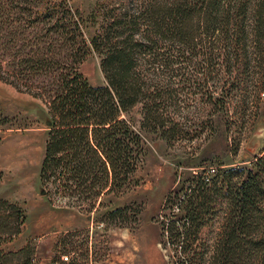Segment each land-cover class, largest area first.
<instances>
[{"label": "trees", "instance_id": "16d2710c", "mask_svg": "<svg viewBox=\"0 0 264 264\" xmlns=\"http://www.w3.org/2000/svg\"><path fill=\"white\" fill-rule=\"evenodd\" d=\"M122 1L108 9L98 32L87 38L81 18L65 0H0L1 23L9 10H17L19 16L32 18L31 23L44 21L47 26L35 39L24 30L17 77L27 78L26 86L32 88L36 86H29L31 77L42 75L56 87L46 92L53 118L40 182L48 197L63 193L70 205L94 209L104 192L124 188L135 174L144 141L122 116L137 104H142L143 129L167 141L183 131L169 114L179 89L172 88L171 80L150 83L144 75L151 70L148 65L157 63L147 55L162 48L160 41H173L180 52L189 49L193 55L199 54L198 48L212 51L194 65L202 78H186L180 90L194 84L208 91L212 72L223 70L232 78L235 69L231 85L243 90L255 63L264 90V0H137L130 7ZM198 38L211 41L196 42ZM92 51L101 58L105 86L91 85L78 71ZM180 59L165 58V70H184L172 69ZM46 94L34 91L37 96ZM209 101L226 108L221 99ZM1 204L16 208L7 200ZM162 217L172 264H241L256 256L261 260L252 264H264V155L251 169L194 175L187 187L168 194ZM215 226L218 230L211 236ZM31 255L29 246L16 252L0 248V264H32Z\"/></svg>", "mask_w": 264, "mask_h": 264}, {"label": "rangeland", "instance_id": "374dc122", "mask_svg": "<svg viewBox=\"0 0 264 264\" xmlns=\"http://www.w3.org/2000/svg\"><path fill=\"white\" fill-rule=\"evenodd\" d=\"M30 1L39 4L47 0ZM65 1L67 8L81 18L87 38L98 32L108 9L123 2ZM124 1L129 7L137 2ZM7 13L4 23L0 21V248L16 252L29 246L32 264H172V253L164 243L162 231V209L168 194L187 187L190 179L202 172L254 168L257 159L264 155V90H260L263 81L255 74L256 63L243 90L231 85L237 69L234 79L223 70L212 72L208 91L198 90L194 84L180 90L186 78H202V72L194 65L205 52L212 51L198 48L199 54L193 55L189 49L180 52L173 41H160L162 48L147 55L157 63L148 65L151 70L144 75L150 83L171 80L172 88L179 89L174 93L176 105L169 114L180 122L183 131L167 141L143 129L142 104H137L122 116L144 141V156L135 174L124 188L104 192L94 209L89 205H70L63 193L53 194L52 198L43 194L40 182L53 118L50 94L46 92L56 87L42 75L31 77L29 86H36L32 88L26 86L27 78L17 77L22 69L18 43L24 30L28 29V35L35 39L47 26L44 21L31 23L32 18L19 16L17 10ZM202 41L211 40L198 38L196 42ZM249 43L252 45L251 39ZM180 56L182 59L172 69L184 70H165V58L177 60ZM100 62V56L92 51L78 67L93 86L106 85ZM34 91L46 95L37 96ZM211 98L221 99L226 108L209 104ZM2 200L16 208L2 205ZM117 209L122 211L112 215ZM217 230L215 226L211 236ZM259 260L260 257H252L250 263Z\"/></svg>", "mask_w": 264, "mask_h": 264}, {"label": "water", "instance_id": "95a60500", "mask_svg": "<svg viewBox=\"0 0 264 264\" xmlns=\"http://www.w3.org/2000/svg\"><path fill=\"white\" fill-rule=\"evenodd\" d=\"M49 123H50V121H49ZM42 193H43V194H45V191H44V190H42Z\"/></svg>", "mask_w": 264, "mask_h": 264}, {"label": "built area", "instance_id": "2783aa9c", "mask_svg": "<svg viewBox=\"0 0 264 264\" xmlns=\"http://www.w3.org/2000/svg\"><path fill=\"white\" fill-rule=\"evenodd\" d=\"M68 259V257H66V260Z\"/></svg>", "mask_w": 264, "mask_h": 264}]
</instances>
